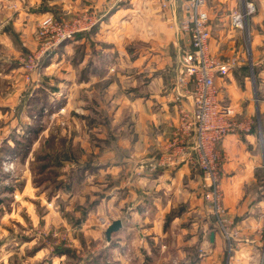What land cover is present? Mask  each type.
I'll use <instances>...</instances> for the list:
<instances>
[{
	"label": "crops",
	"instance_id": "crops-1",
	"mask_svg": "<svg viewBox=\"0 0 264 264\" xmlns=\"http://www.w3.org/2000/svg\"><path fill=\"white\" fill-rule=\"evenodd\" d=\"M1 1L0 11L5 13L0 19V40L5 42L14 22L6 5L14 3L18 16L24 10L18 0ZM243 2H251L255 12L245 19L243 30H234L230 15L242 10ZM82 8L101 10V21L50 57L48 64L57 68L52 73L62 79L55 89L49 92L37 84L26 99L37 97V106L46 99L52 116L65 109L76 90L83 89L87 98L82 101L96 100L104 116L109 115V128L134 125L135 146L103 150L108 161L105 158L92 171L113 175L128 164L124 161L134 170L130 164L141 153L138 145L149 146V159L145 158L149 169H136L140 174L127 183L132 211L128 222L120 220L118 238H128L126 246L132 253L149 251V264H264V0H206L209 53L235 62L226 77L214 78L217 102L229 106L237 122L236 129L217 145L223 205L236 233L231 247L212 225L204 183L191 166L190 137L178 133L183 115L192 110V84L176 82L184 68L181 51L186 47L179 31L182 0H83ZM71 46L74 50L68 56ZM14 64L4 60L5 77L18 71ZM21 112L29 120L22 124L23 130L33 119L27 109ZM77 119L85 124L81 117ZM102 122L98 124L106 133V121ZM8 142L12 144V138ZM122 150L131 159L120 158ZM142 182L149 183V190L138 191ZM121 258L122 264L130 263Z\"/></svg>",
	"mask_w": 264,
	"mask_h": 264
},
{
	"label": "rangeland",
	"instance_id": "rangeland-1",
	"mask_svg": "<svg viewBox=\"0 0 264 264\" xmlns=\"http://www.w3.org/2000/svg\"><path fill=\"white\" fill-rule=\"evenodd\" d=\"M82 1L18 0L19 7L24 10L21 16H18V11H14V3L5 7L11 12L10 20L14 22L9 25L8 39L4 38L5 42L0 40V150L5 141L12 138L28 145V152L24 158H8L4 156V152L0 153V264H122L118 260L121 256L131 264H149V251L130 252L126 246L128 238H118L120 230L111 235L109 242L104 235L112 221H129L132 202H129L130 195L126 192L129 189L127 183L140 174L134 172L136 169L142 172L148 168L149 162L146 163L145 158L149 159V146L138 145L141 153L135 155L130 164L134 170H129L130 162L126 161L124 164L128 163V167L125 165L123 170L120 169L113 175L105 174L104 170L90 169L105 162V158L108 161L109 156H104L106 153L103 150L109 147L124 149L126 146L128 149L129 146H135L136 140L133 137L137 129L134 125L122 124L115 126V130L114 126L109 128V115L105 112L107 117L104 116L103 109L99 108L92 97L90 100L93 102H83L87 94L83 89H78L59 114L50 116L43 113L45 117L38 121L40 128L34 139L26 142L22 136V124L29 122L21 112L22 109L29 108L24 104L30 94L29 89L42 84L43 88L51 92L57 82L62 80L60 75L54 76L52 73L57 69L56 66L51 63L45 65V59L53 56L65 43L73 41L76 35L55 47L51 43L47 45L44 35L50 33V26L44 27L42 22L45 18L52 17L51 22L70 23L86 11L82 8ZM122 5L126 6V3L123 2ZM93 11L95 16L102 13L97 8ZM4 13L0 11V19ZM251 16L246 19L250 20ZM243 29L244 23L238 30ZM72 50L73 46L67 49L68 56ZM242 51L247 55L246 49L243 48ZM4 60L15 63L14 68L18 66V71L11 77H5L2 73L1 65ZM77 117H81L85 124H80ZM125 118L126 114H122V119ZM102 121H106V133L103 132V125L98 124L103 123ZM32 123L34 124V120L29 125ZM27 135L25 137H30ZM49 139H53L55 152L52 159H57L61 164L59 179L67 183L76 175L68 189L61 188L55 193H50L51 183L39 182V178L34 177L37 181L34 184L29 169L33 154H40ZM119 140L122 141L121 144H118ZM124 151L122 150L120 158L131 159ZM10 163L12 167L9 168ZM138 188V191L149 190V183H139ZM135 206L138 208L141 204ZM226 217L230 220L227 210ZM262 230L264 237V229ZM145 239L149 241V236ZM59 246L68 251L63 254L55 253V248ZM34 247L37 248L31 252ZM261 257L263 259L262 254Z\"/></svg>",
	"mask_w": 264,
	"mask_h": 264
},
{
	"label": "built area",
	"instance_id": "built-area-1",
	"mask_svg": "<svg viewBox=\"0 0 264 264\" xmlns=\"http://www.w3.org/2000/svg\"><path fill=\"white\" fill-rule=\"evenodd\" d=\"M254 12L255 7L251 2H243L242 10L230 15L231 25L241 29L247 16ZM51 18H45L42 24L44 27L50 26V33H46L44 38L48 41L47 45L51 43L54 47L75 34L92 30L101 21V17L95 16L93 10H86L67 24L51 22ZM208 20L206 0H182L179 31L186 39V47L181 51L184 68L176 82L179 86L192 84L189 94L192 99V110L189 114L183 115L178 133L180 136L190 137L189 158L193 170L201 176L204 183L203 198L208 205L212 225L231 247V240L236 233L234 224L226 217L223 205L217 145L224 136L236 129L237 122L234 120L232 109L217 102L214 78L226 77L235 66V62L219 60L209 53L211 35ZM261 248L264 260L263 236Z\"/></svg>",
	"mask_w": 264,
	"mask_h": 264
},
{
	"label": "trees",
	"instance_id": "trees-1",
	"mask_svg": "<svg viewBox=\"0 0 264 264\" xmlns=\"http://www.w3.org/2000/svg\"><path fill=\"white\" fill-rule=\"evenodd\" d=\"M79 37V33L75 35V38ZM49 59L50 57H47L44 61V64H48L49 63ZM37 97H29L28 99L24 100V104L28 105L29 108L27 109V113L28 116L30 118H32L34 120V124H30L27 126H23V139H26V142H30V140L33 138H35L37 136V133L39 131L40 128V124L38 123V121L40 120V118L42 116H44V112L45 113H50L51 110V104L47 103L46 99H43L42 105L37 106L39 103L36 101ZM32 111V113H31ZM29 134L30 137H25V135ZM28 136V135H27ZM53 139H49L48 141L45 142V145L42 147L41 151L39 152L40 154L36 153L33 154V159L31 161H29V169L30 172L33 175V179L34 177L39 178L37 179V181L39 180V182L42 181H46L45 183H51V187L49 188V190L51 191L50 193H55L58 190H61V188L64 189H68L70 187V185L72 184V179L76 176L74 175V177L72 178V176H70V179L67 183H63V181H61L59 179V173H60V169H61V164L57 161V159L53 160L52 156L53 155ZM28 150V145H26L25 143L22 144V142H19L16 139H12V145H9L6 141L2 146V149L0 150L2 152H4V156H7L9 158L10 157H21L24 158L27 155V151ZM36 184V179H34ZM39 185V184H37ZM36 185V186H37ZM49 193V194H50ZM37 247H34L33 250L31 252H34V250ZM55 253L57 254H63V252L68 251L67 249L59 246L57 248H55Z\"/></svg>",
	"mask_w": 264,
	"mask_h": 264
},
{
	"label": "water",
	"instance_id": "water-1",
	"mask_svg": "<svg viewBox=\"0 0 264 264\" xmlns=\"http://www.w3.org/2000/svg\"><path fill=\"white\" fill-rule=\"evenodd\" d=\"M121 229V221L120 220H114L108 225V227L105 229L104 235L107 242L110 241L111 235L116 233Z\"/></svg>",
	"mask_w": 264,
	"mask_h": 264
}]
</instances>
